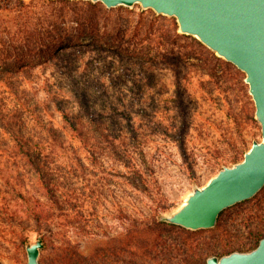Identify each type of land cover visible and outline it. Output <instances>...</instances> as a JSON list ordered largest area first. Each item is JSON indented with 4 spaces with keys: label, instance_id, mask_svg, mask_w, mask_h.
<instances>
[{
    "label": "rangeland",
    "instance_id": "1",
    "mask_svg": "<svg viewBox=\"0 0 264 264\" xmlns=\"http://www.w3.org/2000/svg\"><path fill=\"white\" fill-rule=\"evenodd\" d=\"M87 2L0 0V264H25L24 245L39 234L44 264H195L252 246L264 231V186L169 259L121 234L241 159L259 125L243 72L179 34L174 18L94 3L93 32L115 38L99 48L95 34H79L70 20L88 15ZM18 12L27 13L26 28ZM73 89L85 91L92 116ZM47 90L62 99L82 139ZM98 247L116 251L77 261Z\"/></svg>",
    "mask_w": 264,
    "mask_h": 264
},
{
    "label": "water",
    "instance_id": "2",
    "mask_svg": "<svg viewBox=\"0 0 264 264\" xmlns=\"http://www.w3.org/2000/svg\"><path fill=\"white\" fill-rule=\"evenodd\" d=\"M106 8L123 6L151 9L174 18L179 34L203 44L217 57L243 72L253 102L259 139L239 160L222 164L205 183H193L181 201L158 220L196 231L213 228L226 208L252 198L264 186V0H84ZM41 235L24 245L25 264L40 261ZM201 264H264V235L247 250L210 254Z\"/></svg>",
    "mask_w": 264,
    "mask_h": 264
},
{
    "label": "trees",
    "instance_id": "3",
    "mask_svg": "<svg viewBox=\"0 0 264 264\" xmlns=\"http://www.w3.org/2000/svg\"><path fill=\"white\" fill-rule=\"evenodd\" d=\"M87 5L89 6V8L86 11V13L88 14L90 12H93L91 8H93L95 4L87 2ZM27 17L28 15L26 12H18L17 14V19L20 20L19 25H21V27L23 28H26L24 23ZM70 20H73L77 23L76 26L74 27L70 26V27H73L74 30H78L79 34L83 33L84 35L87 34L90 36H93V34H95L98 39L97 45L99 48H102L104 46H111V43H113L112 40L115 39L111 37L110 34L108 33H101V34H97V32L94 33L93 30L95 26L91 22L89 14L88 15L85 14L81 19H79L78 17H74L73 19H70ZM174 35H175V38L177 37L181 38V35L175 32H174ZM46 47L49 49L48 55H50L51 57L60 56V53H59L60 49L52 50L48 47V45H46ZM41 49H44V48L40 47L39 51ZM62 54L63 56H67V52H63ZM47 93H48L50 100L54 103L55 109L61 113V117L63 121L67 123L72 133H74L73 135L76 136L77 138L82 139L83 134L81 133L78 126L76 125V122H75L76 119L66 110H64L62 99L56 97L55 93L51 94L50 90H47ZM71 93L73 94L74 100L78 103L79 106L83 108L84 112L88 116H92L94 111L91 108V106H89V102L85 96V91L81 89H73L71 90ZM39 177L42 179L43 186L46 190V193L49 196V199L51 200L52 203L56 204L57 199H56L54 191L52 190V187L48 184L47 181L43 179L42 174H40ZM220 215L221 213L219 214V216ZM130 227L131 228L126 230L124 233H121V232L120 233L123 234V236H125L126 234L127 236L137 237V239H140V240H139V244H137L136 247L148 255L155 253L153 257L158 255V257H160L159 259H163V258L169 259L173 257L172 255H176L175 252L179 253V251L183 253V249H184L183 247L188 245L189 243V240H188L189 236L198 232V230L190 231V230H186L174 224H169V223L159 221L158 217L152 218L148 223L133 224ZM263 235H264V231L256 234L253 245L247 249L254 247L257 244L259 238H261ZM247 249H243V250H247ZM239 250H242V249H239ZM114 251L116 250L113 247H111V250L105 247H98V248L89 250V252L86 253L87 255L82 254V255L76 256L77 257L76 259L77 261H90V262L93 261L94 262L95 260H103V259L109 258L110 255L115 253ZM215 254H219V253H215ZM203 262L204 260L197 261V263L195 264H201Z\"/></svg>",
    "mask_w": 264,
    "mask_h": 264
}]
</instances>
